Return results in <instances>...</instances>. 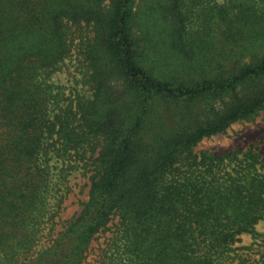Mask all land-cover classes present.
I'll return each instance as SVG.
<instances>
[{
  "label": "trees",
  "instance_id": "obj_1",
  "mask_svg": "<svg viewBox=\"0 0 264 264\" xmlns=\"http://www.w3.org/2000/svg\"><path fill=\"white\" fill-rule=\"evenodd\" d=\"M106 1L0 0V264L56 229L64 196L49 213L46 147L84 159L92 139L82 208L29 264H82L106 232L97 264H264L257 148L195 152L264 109V0H166L161 23L140 28L135 0ZM69 22L90 28L91 94L60 105L51 76L75 49Z\"/></svg>",
  "mask_w": 264,
  "mask_h": 264
},
{
  "label": "rangeland",
  "instance_id": "obj_2",
  "mask_svg": "<svg viewBox=\"0 0 264 264\" xmlns=\"http://www.w3.org/2000/svg\"><path fill=\"white\" fill-rule=\"evenodd\" d=\"M208 1V0H205ZM211 2L222 3L224 0H210ZM215 1V2H214ZM166 0H135L134 11L136 13V26L139 28L148 26L152 22L161 23L157 17L161 13L160 6L165 3ZM106 6L109 4V0L106 1ZM212 4V3H211ZM194 7L196 10L202 9L201 0H197ZM70 29L75 30L73 37V44L75 49L72 55L61 65V68L52 74L51 79L63 85L61 104H69L75 101L78 94L80 96L89 97L91 89L87 83L88 70L84 64V55L81 51V37L80 34H85L90 31L89 25L85 22L80 24H73L69 22ZM143 29V28H142ZM101 141L92 139L86 142L85 146L81 148V155L85 158H68L64 154V150L60 148L45 149L47 153L44 157V162L50 168L51 189L48 199V207L50 212H55L60 205V198L63 197V204L60 213L55 217V221L58 222L55 225L56 229L49 234L48 227L50 222L45 223L47 225L40 233V240L35 248L34 255H30L29 258L26 255H18L19 260H9L6 264H29L37 256L38 253L43 251L49 246L51 238L57 235V232L62 229L66 220L70 219L73 215L80 211L82 205L81 200H85L88 195L90 179L89 175L94 173V158L97 157L101 145H98ZM257 148L261 155V161L264 163V109H261L257 114L250 118L242 119L232 123L225 131L216 135L204 137L198 145L195 147V152L201 154L203 152L213 154H226L234 151H244L250 146ZM74 152V151H73ZM75 153V152H74ZM67 169L68 174H62V170ZM60 189V191H58ZM260 230L264 232V225H261ZM113 234L106 232L100 233L98 237L91 242V246L87 251V256L82 264H97L101 255H106L108 248V241ZM244 243H255L254 238L250 235L244 236ZM257 244H254V247ZM255 248V250H257ZM259 249H263L259 246ZM259 257L258 254H256Z\"/></svg>",
  "mask_w": 264,
  "mask_h": 264
}]
</instances>
